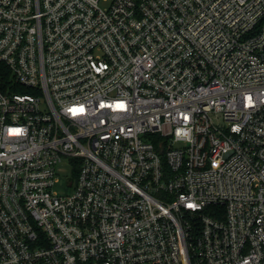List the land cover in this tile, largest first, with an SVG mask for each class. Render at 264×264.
Listing matches in <instances>:
<instances>
[{
	"label": "built area",
	"instance_id": "obj_1",
	"mask_svg": "<svg viewBox=\"0 0 264 264\" xmlns=\"http://www.w3.org/2000/svg\"><path fill=\"white\" fill-rule=\"evenodd\" d=\"M0 264H264V0H0Z\"/></svg>",
	"mask_w": 264,
	"mask_h": 264
},
{
	"label": "rangeland",
	"instance_id": "obj_2",
	"mask_svg": "<svg viewBox=\"0 0 264 264\" xmlns=\"http://www.w3.org/2000/svg\"><path fill=\"white\" fill-rule=\"evenodd\" d=\"M101 6L104 7L105 4L101 3ZM58 172V182L56 183L54 190L60 193L61 195L70 194L72 189L69 187V183L72 181V170L67 167L66 164L60 166L57 170Z\"/></svg>",
	"mask_w": 264,
	"mask_h": 264
}]
</instances>
